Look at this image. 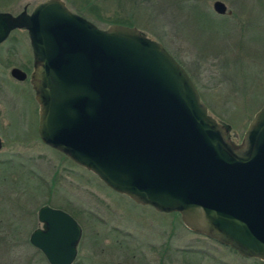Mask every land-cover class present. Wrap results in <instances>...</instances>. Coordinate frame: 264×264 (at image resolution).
<instances>
[{"label": "water", "instance_id": "1", "mask_svg": "<svg viewBox=\"0 0 264 264\" xmlns=\"http://www.w3.org/2000/svg\"><path fill=\"white\" fill-rule=\"evenodd\" d=\"M15 29L31 41L45 144L137 203L178 211L193 231L264 260V104L235 144L184 65L140 29L100 28L64 0L0 12V43ZM38 215L32 245L50 264H73L81 225L50 205Z\"/></svg>", "mask_w": 264, "mask_h": 264}, {"label": "rangeland", "instance_id": "2", "mask_svg": "<svg viewBox=\"0 0 264 264\" xmlns=\"http://www.w3.org/2000/svg\"><path fill=\"white\" fill-rule=\"evenodd\" d=\"M44 1L0 0V12L17 15L27 6L31 13ZM64 1L100 28L136 27L162 43L240 144L264 104V0H220L226 13L215 11L217 0ZM14 67L27 72L25 81L13 77ZM33 71L28 32L15 29L0 44V264H50L30 242L44 205L69 212L82 227L73 264H264L191 232L178 211L136 203L45 144Z\"/></svg>", "mask_w": 264, "mask_h": 264}, {"label": "flooded vegetation", "instance_id": "3", "mask_svg": "<svg viewBox=\"0 0 264 264\" xmlns=\"http://www.w3.org/2000/svg\"><path fill=\"white\" fill-rule=\"evenodd\" d=\"M6 40H7V39H6ZM6 40H5V41H6ZM5 41H4V42H5ZM4 42H2V43H4ZM2 43H1V44H2ZM33 66H34V62H33ZM14 68H17V67H14ZM14 68H13V69H14ZM19 68H20V67H19ZM13 69H12V70H13ZM20 69H21V68H20ZM21 70H23V69H21ZM23 71H24V70H23ZM24 72L26 73V77H25V79H23V80H22V79H18V78H16L15 76H13V77H15V79H17V80H19V81H25V80L27 79V77H28V74H27L26 71H24ZM11 73H12V71H11ZM31 74H32V73H31ZM12 75H13V74H12ZM30 78H31V76H30ZM31 83H32V78H31ZM134 201H135V200H134ZM135 202H136V201H135ZM136 203H137V202H136ZM138 204H139V203H138ZM189 230L191 231V229H189ZM191 232H192V231H191ZM221 244H222V243H221ZM222 245H225V244H222ZM225 247H227V248H229V249H232L233 251H236L234 248H230L229 246H225ZM236 252H237V251H236ZM120 262H121V263H125V264H131V263L126 262V261H119L118 263H120Z\"/></svg>", "mask_w": 264, "mask_h": 264}, {"label": "trees", "instance_id": "4", "mask_svg": "<svg viewBox=\"0 0 264 264\" xmlns=\"http://www.w3.org/2000/svg\"><path fill=\"white\" fill-rule=\"evenodd\" d=\"M122 21V20H121ZM121 21H119V23H123V22H121Z\"/></svg>", "mask_w": 264, "mask_h": 264}]
</instances>
